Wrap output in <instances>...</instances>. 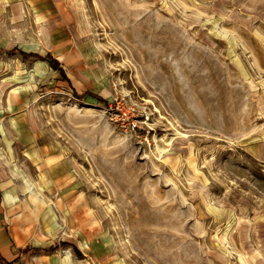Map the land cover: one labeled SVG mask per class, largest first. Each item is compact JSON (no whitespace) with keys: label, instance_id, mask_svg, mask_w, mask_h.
Returning <instances> with one entry per match:
<instances>
[{"label":"rangeland","instance_id":"rangeland-1","mask_svg":"<svg viewBox=\"0 0 264 264\" xmlns=\"http://www.w3.org/2000/svg\"><path fill=\"white\" fill-rule=\"evenodd\" d=\"M52 17L65 75L0 53L23 93L0 125V226L82 259L20 264H264V0H60Z\"/></svg>","mask_w":264,"mask_h":264},{"label":"crops","instance_id":"crops-1","mask_svg":"<svg viewBox=\"0 0 264 264\" xmlns=\"http://www.w3.org/2000/svg\"><path fill=\"white\" fill-rule=\"evenodd\" d=\"M59 4L60 0H0V53L9 55L18 54L22 58L24 57L21 55V52L34 53L41 56L52 53L50 51L52 48V36L48 30V26L52 23H48V21H50L51 18H53V14L57 12ZM35 26H39L43 29V32L39 31V33L44 35L42 37L43 46L44 49L48 50L44 54L31 51L30 49L32 48H28L27 39L34 38L33 34L36 32ZM26 50H30V52ZM37 61L46 63L41 60ZM1 82L2 81H0V125L12 120L11 117L7 118V115H14L12 114L14 113V110H16V107L13 105L15 104L14 101L17 97H21V95H23V93L12 89V81H8V83H5L7 81ZM25 188L28 191L26 184ZM33 196L36 197V195ZM1 229L2 226H0V257L9 264H20L24 259L31 256L50 257L60 251L67 250H58L51 255L32 253L25 254L24 250L27 248H49L59 242H68L73 244L66 240H58L48 246H36L29 243L23 244L20 240H15L11 234L9 236L7 231L3 237ZM75 246L78 247L77 245ZM69 250L72 249L70 248ZM0 264L2 263L0 262Z\"/></svg>","mask_w":264,"mask_h":264},{"label":"trees","instance_id":"trees-1","mask_svg":"<svg viewBox=\"0 0 264 264\" xmlns=\"http://www.w3.org/2000/svg\"><path fill=\"white\" fill-rule=\"evenodd\" d=\"M21 55L24 58H34L36 60L45 61L55 71H61L63 75L66 74L65 70H63V65L55 58V56L52 53H48L45 56H41L39 54L21 52ZM67 247H70L72 249L73 254L77 258L82 259V254L78 249V247L68 242H59L49 248H27L26 250H24V253L51 255L56 251L66 249ZM0 262L2 264H9L1 257H0Z\"/></svg>","mask_w":264,"mask_h":264}]
</instances>
